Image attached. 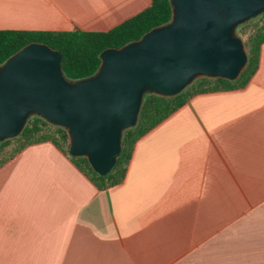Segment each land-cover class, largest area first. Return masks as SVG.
I'll return each mask as SVG.
<instances>
[{
    "label": "crops",
    "instance_id": "1",
    "mask_svg": "<svg viewBox=\"0 0 264 264\" xmlns=\"http://www.w3.org/2000/svg\"><path fill=\"white\" fill-rule=\"evenodd\" d=\"M151 0H0V29L104 31ZM0 264H264V41L248 82L196 93L96 185L51 141L0 165Z\"/></svg>",
    "mask_w": 264,
    "mask_h": 264
},
{
    "label": "water",
    "instance_id": "2",
    "mask_svg": "<svg viewBox=\"0 0 264 264\" xmlns=\"http://www.w3.org/2000/svg\"><path fill=\"white\" fill-rule=\"evenodd\" d=\"M171 19L139 39L100 53L90 76L71 80L62 54L31 42L0 64V142L39 116L63 127L69 153L107 175L133 127L144 94L172 97L198 78L235 80L247 64L239 24L264 12V0H169Z\"/></svg>",
    "mask_w": 264,
    "mask_h": 264
},
{
    "label": "trees",
    "instance_id": "3",
    "mask_svg": "<svg viewBox=\"0 0 264 264\" xmlns=\"http://www.w3.org/2000/svg\"><path fill=\"white\" fill-rule=\"evenodd\" d=\"M171 14L172 8L169 0H151L150 5L145 9L104 31L0 29V64L24 45L40 42L61 52L62 71L68 79H81L96 72L101 62L100 53L102 50L109 47L118 48L139 39L151 28L168 22L171 19ZM263 41L264 24L249 37V48L246 47L247 64L235 80L203 77L197 80V84L200 86L190 92L183 90L172 97L153 93L144 94L137 123L123 131L121 152L114 167L107 175L97 174L85 157L70 155L69 143L66 153L77 167L99 187L120 182L125 175L134 143L139 137L155 127L196 93L219 89L227 90L245 85L257 68L259 47ZM12 139H19L20 143L9 156L0 161V165L19 149L31 143L51 141L61 148V142L67 141L68 134L64 128L53 126L43 118L33 115L27 120L20 134ZM9 141L10 139L0 142V147L8 144Z\"/></svg>",
    "mask_w": 264,
    "mask_h": 264
},
{
    "label": "rangeland",
    "instance_id": "4",
    "mask_svg": "<svg viewBox=\"0 0 264 264\" xmlns=\"http://www.w3.org/2000/svg\"><path fill=\"white\" fill-rule=\"evenodd\" d=\"M263 24H264V12H262L261 14L257 15L256 17L251 18L248 21H246L244 23H241V24H239L237 26L236 32L238 33V35L240 36V38L242 39V41H243V43L245 45L246 53H247V48H249V37L258 28H260L261 26H263ZM198 79H200V78H198ZM198 79L197 78L194 79L193 82H192V84H190L189 86H187L184 90H187V92H190L193 89L198 88L200 86V85L197 84V80ZM53 126H55V125H53ZM59 127H61V126H59ZM61 128H63V127H61ZM122 135H123V133H122ZM19 139H21V137ZM19 139H12V140L10 139V141H9L8 144L0 147V161H2L5 157L9 156L14 151V149L20 143L19 142ZM68 143H69V139H67V141H65V142H61V145H62L64 151H67L68 150Z\"/></svg>",
    "mask_w": 264,
    "mask_h": 264
}]
</instances>
